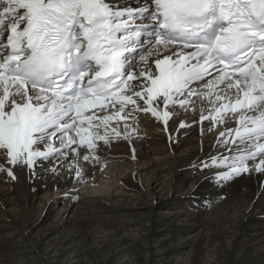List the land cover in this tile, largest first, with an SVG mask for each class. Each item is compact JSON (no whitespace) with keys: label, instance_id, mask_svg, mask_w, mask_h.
<instances>
[{"label":"snow or ice","instance_id":"6c2138e0","mask_svg":"<svg viewBox=\"0 0 264 264\" xmlns=\"http://www.w3.org/2000/svg\"><path fill=\"white\" fill-rule=\"evenodd\" d=\"M192 97L209 105L201 123L237 125L218 138L230 155L203 167L219 181L264 174V0H0V150L13 167L73 145L94 154L137 112L166 127Z\"/></svg>","mask_w":264,"mask_h":264},{"label":"bare ground","instance_id":"6f19581e","mask_svg":"<svg viewBox=\"0 0 264 264\" xmlns=\"http://www.w3.org/2000/svg\"><path fill=\"white\" fill-rule=\"evenodd\" d=\"M148 63L152 67L151 62H149V58ZM140 67L141 63L139 68ZM133 83H142V81H136ZM138 103L140 104L141 108L145 107L143 101H138ZM203 104V100H198L196 104L188 106L187 109L175 107L174 112H170L171 119L168 121L166 127L161 121H158L156 118H154L150 112L146 113L141 111L134 113L126 122L121 121L120 123L113 124L111 126L117 128L120 131L121 138L112 139L108 144H104L102 142L98 143L97 150L95 152L104 155L106 158H112L115 153L121 151L122 147L135 145L141 147L138 151V161L130 162L126 158H119L118 162L113 164L109 172L111 174L113 173L114 175H118L121 168L128 166V168L130 167V171H128L129 174L131 171L136 169L140 176L134 177L129 175V177L134 179L135 183H137L135 187H137L138 191L140 190V192L120 195L119 200H121V203L118 206H126V202L128 200L136 199L138 202L133 203L131 205L133 207H130L131 209H134L135 211L137 209L139 211H143V208L140 209L141 205L139 206V204H142L144 208H147L149 211H151V219H145L146 231L142 234H139L140 237L144 238L145 236L144 239L147 241L148 245L154 246L155 250L151 254L154 262L151 264H172L174 257H172L173 249L171 247L168 246V248L162 246L163 242L169 237L164 238L154 236L156 232L153 233L151 230L152 224L154 225L155 223L166 222L172 217L171 215L165 217L163 215L158 216V214H156L158 212L155 208H158L163 204L170 205L168 201L162 199V191L166 199L173 193V185L175 187H179L182 186L184 182L191 183L192 185L186 191L182 189L175 197L173 195L169 197V199L175 198L176 203L180 204L178 208L186 206L189 207L190 201H188L189 198L187 196L190 195L192 186L194 187L197 179L192 180V177L189 175V169L184 170L183 167L189 164V162L197 163L196 166L203 168V172H200L198 178L204 175H216L222 171L221 169H212L211 167L204 168L201 162L210 161V158L212 157L210 150L213 145L218 142L220 134L231 129L234 124H230V122H228L229 119L227 120V123L223 126L221 125V127H214L212 122H206L203 124L202 132L200 133L198 128V117ZM137 116L141 118V121L136 120ZM182 123L186 125L183 128L180 127V124ZM125 132L128 133L127 139L122 138ZM224 148L225 147L222 146V149ZM104 183L112 184V181L106 180ZM164 184L165 186H163ZM99 187L91 190V193L93 192L92 196H94L95 193H100L101 189ZM153 187H156L157 189L155 190V192L158 194L157 199L153 201L139 200V198H141L140 195H144L146 189L147 193H149L151 190H153ZM202 187H205L204 183L199 184L197 189ZM7 188H9V190ZM109 188L110 187H107L106 189ZM112 190H114V188H112ZM132 190L134 191V189ZM227 190L230 194L229 197L214 207V209L218 210H215V213L212 216L211 214H208L207 219H200L202 227H205L204 230L206 232L208 231L206 242H201V240L204 239V236L201 232H199L200 230L194 232L196 234L193 236H183L184 229H181V226V228H179V225L187 223L186 218L174 216L173 218L179 219L181 223H178L179 225L173 224V226L176 230H178V233L182 232V238L181 241H179L180 243H184L187 240H190L191 242V240H193L190 246H188L189 249L186 252L191 249L197 250L198 248L205 246V249L201 252V254L203 256L204 252L205 254L210 253V263L208 264H251L250 260L246 261L248 258H250V255L255 252L258 254L259 250H264V223L261 224L260 221L256 219L251 220L249 223L252 209H254L257 204V201H252L255 195L259 197L260 202L263 204V206L258 209L264 210L263 194L256 192V185L254 184V179L252 177H240L239 179L234 180L228 185ZM103 192L106 194L105 190H103ZM117 194L118 191L115 192V195ZM160 195H162V197ZM124 199L125 201H123ZM46 200L47 198L42 199V194L32 195L29 193V185L25 182L22 171L20 172L19 181L15 184H12V188H10V185H6V183L0 181V201H4L8 207L4 212V215L8 217L12 226L20 228L19 230L23 235L26 228L29 230L28 233L30 234V241L37 242L38 244V246L35 245V247H41L42 245H45L44 247H41V250L38 249V252L41 255L46 252L49 253L51 244L56 243L51 238V235L49 238V234L52 232H57V229L61 228V219L57 220L60 215L55 216L50 220L52 215L48 212V210L45 212V217L39 221V215L41 214L42 208L45 207ZM12 201L15 202L13 203ZM34 211H37L35 215ZM211 211L212 209L210 212ZM65 214L66 213L63 212V215ZM136 214H138V217L140 216L139 221L128 220V223L135 225V222L142 221V213L136 212ZM71 215L72 211L68 214V216ZM124 217L126 216L124 215ZM197 217L199 216H196V218ZM121 220L122 219L117 216L113 224ZM22 223H24V226L21 227ZM43 224L46 225L43 227L39 226ZM38 226L40 228L36 231ZM99 232L103 233L101 230H99ZM4 236L5 235L0 237V241L4 238ZM72 238L73 239L68 242V245L63 248L64 250L71 248L73 249L71 251L72 254L77 256L79 248H83L81 243L85 242L88 243L86 250H83L85 254L96 252L92 242L88 238H78L74 231L72 232ZM62 241L64 242V239H62ZM179 245L180 244L176 243L174 247H179ZM100 247L102 248L101 245ZM188 247L186 246V249ZM261 252H259V254ZM184 255L186 256L187 254ZM49 256L52 258L50 253ZM199 257L201 258V256ZM176 259L178 260V258ZM204 259L206 258L204 257ZM180 260L182 261V259ZM72 261V264L77 262V260L73 257ZM105 261H107V258H104L103 261L98 260V263L103 264ZM181 261L174 262L173 264H179ZM186 262L187 263L185 264H201L202 260H198V256H194L191 260Z\"/></svg>","mask_w":264,"mask_h":264},{"label":"rangeland","instance_id":"374dc122","mask_svg":"<svg viewBox=\"0 0 264 264\" xmlns=\"http://www.w3.org/2000/svg\"><path fill=\"white\" fill-rule=\"evenodd\" d=\"M128 171H130V167L129 168H128V166L124 167L123 170H122L121 176H125V175L127 176V175H129V172ZM0 181H2V180H0ZM152 184H154V183H152ZM163 186H165V184ZM192 188H193V186H192ZM116 189L118 190L117 187H116ZM133 189H134V191L131 190V192H129V193H135V192L136 193L137 192L139 193L140 192V190L138 191L137 187H134ZM155 190H157L156 187L155 188L153 187V190H151L149 193H147V189H146L145 190L146 192L144 193V195H140L141 198H139V200L141 199L142 201L143 200L144 201H153V200L157 199L158 198V194L155 192ZM1 191H2V189H1ZM113 191H110V193H112ZM173 193L171 195H169L165 199L164 194H163V191H162L163 197H162V195H160V196L162 197V199H164V200L167 201L169 199V197L173 195ZM9 195H12V194H9ZM104 197H107V199H110L112 201H116L117 200V199H115L116 196H112L111 194H110L109 197H108V195H105ZM12 202L14 203L15 201H12ZM136 202H138L136 199H134V200H128L126 202V206L120 205V208L127 210L130 207H133L131 205L133 203H136ZM120 203H121V200H119V204ZM0 204H2L1 201H0ZM163 205H165V204H163ZM139 206H140V209L143 208L142 209L143 211H139L138 209L135 211L134 209H131L130 208V212L131 213L129 212L127 215H125L126 217H124V214L121 217H119L122 220L116 222V224H117L116 227L117 228H113V229H109V230H107V229H101V231H103V233H100V235L98 237H99V241H102L101 243L103 245H101L102 246V248H101L100 245L96 244V242H92V245L94 246V249L96 250L95 253L85 254L83 252V250H86V248L88 247V243L83 242V243H81V246L83 248L82 249L79 248V250L77 252L78 255L75 256V254H72V252H71L73 249H71V248H67L65 250L63 249L65 246L68 245V242L66 244H63V241L62 240H60V242H58L56 240V238H58V236H56V232H52L51 234H49V238H50V235H51V238L56 242V243H52L51 244L50 251H49V253L52 256V260L53 261H58L59 264H72V262H73L72 261V257H73L74 259L77 260V262H75L74 264H99L98 263V260H102L103 261L104 258H107V261H105L103 264H151L152 262H154L153 257H151V254L155 250L154 249V246H150V245L147 244V241H145V239H144L145 236H144V238L139 236V234H142V233H144L146 231V226H145L146 220L145 219H151L150 218L151 217V215H150L151 214V211H149V209H147V208H144L142 204H139ZM161 206L162 205H160L159 207H161ZM166 209H168V208H166ZM215 210H218V209H214L213 208L212 211L211 212L209 211V213H207V214L206 213H202L201 214L200 212L199 213L196 212V214H195L196 216H200V214L202 215L201 216L202 218L201 217H197L196 218V216L195 217H193V216H191V217L190 216H185V217H182L181 216L180 217V215H178L177 213H176L177 215L175 214V211L168 210V211H165L164 212L163 209H161V210H158L157 209V212L158 213H156V214H158V216L159 215H163V216L167 217V216L171 215L172 217L169 218V220L166 221V222L155 223L154 225H155V227L156 226H160V225H164L163 227H167V226L170 227L173 224H178V223L180 224L181 223V221L179 219L173 218L174 216H177L179 218H186L187 219L186 220L187 223L183 224L184 226L181 225V224L180 225L178 224L179 225V228L182 227L181 229H184L185 227L188 226V227L194 228V230L191 231V232H189V233H187L185 235V237L186 236H189V235H192L193 236V235L196 234L194 232H197L198 230H200L199 232H201L202 235L204 236V239L201 240V242H206V236L208 235L207 234L208 231L206 232L204 230L205 227H202V224H201L200 219H204V218L207 219L208 214H211V216H212L215 213ZM136 212H141L142 213V215H143V216H141V219L143 218L142 221L135 222L136 223L135 225L128 223L129 221H132V220L133 221H139V217L140 216L138 217V214H136ZM4 217L8 219V217H6L5 215H4ZM144 217H147V218H144ZM194 218H195V220H194ZM172 221H174V222H172ZM45 225L43 224V225H39V226L43 227ZM119 225H121V226H119ZM39 226L37 227L36 231L40 228ZM214 227L217 228L216 226H214ZM156 233H155L154 236H158V235H156ZM163 234L164 235H167L165 232ZM181 234H182V232L179 233V236H181L180 238H182V235ZM1 236H3V235H1ZM67 236H64L63 238H66L67 239V238L71 237L72 235L70 233ZM110 237H111V239L109 240ZM164 238H168V239H166L163 242L162 246H164V247H168L169 246V247H171L173 249L172 250V257L173 256L174 257H173V260H172V264L174 262H180L181 261L180 259H182L181 263L182 264H185V263H187L186 261L191 260L194 256H198V260H200V259L202 260V263L201 264H208V263H210V261H209V257H211L210 256V253H206V254H205V252L203 253V256L206 259H204V257L201 254V252L204 251L205 246L202 247V248H198L197 250L191 249L188 252H186L189 249L188 246H190V244L193 242V240H191V242H190V240H187L186 241L187 243L186 242L180 243L179 240L177 242H175V241L173 242V239L176 238V235H167V236H164ZM4 239L7 240L8 239V236H6V237L4 236V238L2 240H4ZM108 240L109 241H112L113 240V243H107L106 244V241H108ZM168 240H170V241H168ZM172 242H173L174 245L177 243V244H180L179 247L182 246L181 247L182 249L181 248L179 249V252L180 253H175L174 249H176L178 247H174V245L172 244ZM13 243H14V245H18V247H16V246L14 247L13 252H19L21 254L23 253L24 255H22L21 257H24L25 254H27L29 251L33 250V248L30 247V244L28 246V243L27 242H24L23 240L21 242H13ZM25 243H27L26 246H24ZM5 245L8 246V249H12L13 248V245L12 244L7 243ZM44 246L45 245H42L41 247H44ZM186 246L188 247L187 249H186ZM43 249H47V248H43ZM39 250H41L40 247H39ZM261 251L260 250L258 251V254H259V252H261L259 255L257 254V252L252 253V255H250V258H248L246 261L250 260L251 264H261V263H263L262 262V259L264 258L263 257L264 256V250H261ZM183 253L184 254H187V255L185 256ZM192 254H194V255H192ZM39 255H41V254L39 253ZM43 255H41V256H43ZM47 256H49V254H47ZM199 256H201V258ZM176 258H178V260ZM40 260H42V259H40ZM0 262H1V259H0ZM181 263H179V264H181ZM33 264H37V263H33Z\"/></svg>","mask_w":264,"mask_h":264}]
</instances>
